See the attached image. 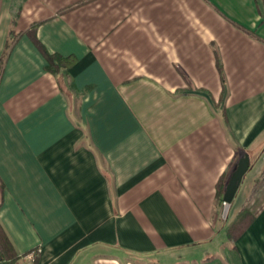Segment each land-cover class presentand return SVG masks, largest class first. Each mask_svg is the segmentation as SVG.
Masks as SVG:
<instances>
[{
	"label": "crops",
	"instance_id": "1",
	"mask_svg": "<svg viewBox=\"0 0 264 264\" xmlns=\"http://www.w3.org/2000/svg\"><path fill=\"white\" fill-rule=\"evenodd\" d=\"M43 49L71 64L50 72ZM245 154L226 216L264 170V0H0L15 263L40 247L34 264H264V187L230 219L217 198Z\"/></svg>",
	"mask_w": 264,
	"mask_h": 264
},
{
	"label": "trees",
	"instance_id": "2",
	"mask_svg": "<svg viewBox=\"0 0 264 264\" xmlns=\"http://www.w3.org/2000/svg\"><path fill=\"white\" fill-rule=\"evenodd\" d=\"M34 39L37 42L36 36H34ZM43 53L48 61L47 69L52 73L60 72L62 68L67 67L71 64L72 59L64 58L56 54H51L44 49H43ZM221 73H222V81L225 82V77L223 75L222 69H221ZM231 174L232 173L224 174L217 183V198L222 205L224 202L223 197L226 191V186L228 184ZM263 187H264V170L255 180L250 198L254 197L257 194V192H259ZM255 215L256 212L249 205V202H246L227 227V233L229 239L232 241L237 240L239 236L248 228V226L254 220ZM0 256L2 258L1 259L2 264H14L19 259V255L16 253L14 244L10 239L1 220H0Z\"/></svg>",
	"mask_w": 264,
	"mask_h": 264
},
{
	"label": "water",
	"instance_id": "3",
	"mask_svg": "<svg viewBox=\"0 0 264 264\" xmlns=\"http://www.w3.org/2000/svg\"><path fill=\"white\" fill-rule=\"evenodd\" d=\"M250 158L247 154L244 155V157L240 158L238 161V164L234 171L232 172L230 179L228 181V184L226 186V191L224 193V215L227 214L228 209L230 207V204L234 198L235 193L237 192V189L243 179V176L247 172L249 168ZM0 256V260H1Z\"/></svg>",
	"mask_w": 264,
	"mask_h": 264
},
{
	"label": "rangeland",
	"instance_id": "4",
	"mask_svg": "<svg viewBox=\"0 0 264 264\" xmlns=\"http://www.w3.org/2000/svg\"><path fill=\"white\" fill-rule=\"evenodd\" d=\"M260 165V164H258ZM259 166H254L247 174L246 176L244 177V180H243V184H242V193L240 194L239 196V200L236 201V203L233 204L232 208H231V211H229V214L224 217H227L228 219H230L235 210H236V207H238V205L241 203V197L243 198V196H248V194L251 192V189H252V186H253V183L254 181L258 178V172H259ZM257 177V178H256ZM256 178V179H255ZM253 209V208H252ZM254 210V209H253ZM255 211V210H254Z\"/></svg>",
	"mask_w": 264,
	"mask_h": 264
},
{
	"label": "built area",
	"instance_id": "5",
	"mask_svg": "<svg viewBox=\"0 0 264 264\" xmlns=\"http://www.w3.org/2000/svg\"><path fill=\"white\" fill-rule=\"evenodd\" d=\"M223 205H225V202H223ZM41 250L42 249L40 247L36 249H32L31 251L23 255L21 258H23L24 260H27V264H34L36 257L40 254ZM0 264H2L1 260H0ZM14 264H18V263H14Z\"/></svg>",
	"mask_w": 264,
	"mask_h": 264
}]
</instances>
